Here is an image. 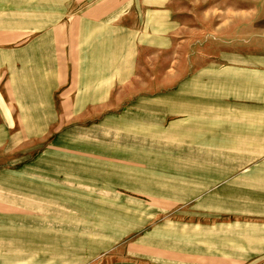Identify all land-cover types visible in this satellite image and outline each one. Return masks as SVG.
Here are the masks:
<instances>
[{
    "label": "rangeland",
    "instance_id": "rangeland-1",
    "mask_svg": "<svg viewBox=\"0 0 264 264\" xmlns=\"http://www.w3.org/2000/svg\"><path fill=\"white\" fill-rule=\"evenodd\" d=\"M13 1V13L0 11L2 30L37 0ZM72 1L45 0V29L69 18ZM172 1L175 42L159 18L157 52L141 47L148 82L109 108L156 97L154 147L134 145L125 117L102 122L99 109L91 135L70 137L85 123H58L29 138L0 85V264H264V0ZM174 82L187 84L174 93L196 110L190 118L169 117ZM85 149L90 157L72 154Z\"/></svg>",
    "mask_w": 264,
    "mask_h": 264
},
{
    "label": "crops",
    "instance_id": "crops-1",
    "mask_svg": "<svg viewBox=\"0 0 264 264\" xmlns=\"http://www.w3.org/2000/svg\"><path fill=\"white\" fill-rule=\"evenodd\" d=\"M172 2L165 0L161 7L158 0H75L70 3L69 18L66 21L59 19L57 24H51L52 27L47 29L45 0H37L28 7L22 2L23 18L20 16L15 24L11 21L12 16H9L4 30L0 29V68L4 67L5 77L4 83L0 82V85L4 84L12 101L11 106L16 107L13 113L11 111L14 118L10 121L21 122L30 133L29 138L41 136L47 124H87L77 125L76 129L70 131L74 133L70 137L78 139L84 133L91 135V124L98 122V119L95 120V111L99 109L98 116L105 110L102 122H113L114 116L125 117V120L118 121L125 124L124 130L129 138L135 140L133 144H140L139 140L147 138L153 139L150 145L154 147L158 139L159 116L156 97L130 99L127 104H123L119 114L109 113V108L125 101L126 97H118L119 92L131 88L138 80L148 82L142 79L141 47L157 52L159 18L169 19L170 46L175 42L171 33ZM14 9L13 0H0V11L13 13ZM31 10L37 12V18L32 22L25 21L27 11ZM78 11H81L80 15ZM41 26L44 29L40 30ZM67 26L69 36L66 34ZM35 27H38V31ZM29 34L35 35L21 48H9L24 42ZM172 70L173 67L169 68V72ZM148 84L150 86L151 83ZM186 85V82L169 85V117L179 115L190 118L191 113L196 111L188 103L183 105L175 96V91L187 90ZM167 115L165 111L160 116L164 118L163 123ZM177 126L175 124L174 128ZM161 133L166 137L174 134L176 138L187 137L183 133L178 135L171 132V129H163ZM203 146L199 144V147ZM91 152L85 149L72 154L90 157ZM133 153L152 156L149 152ZM229 175L226 173V176ZM221 177L222 174H213V179Z\"/></svg>",
    "mask_w": 264,
    "mask_h": 264
}]
</instances>
